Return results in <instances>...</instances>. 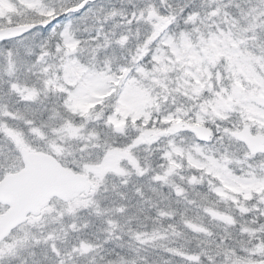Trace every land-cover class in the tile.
<instances>
[{"label": "snow or ice", "instance_id": "1", "mask_svg": "<svg viewBox=\"0 0 264 264\" xmlns=\"http://www.w3.org/2000/svg\"><path fill=\"white\" fill-rule=\"evenodd\" d=\"M0 264H264V0H0Z\"/></svg>", "mask_w": 264, "mask_h": 264}]
</instances>
